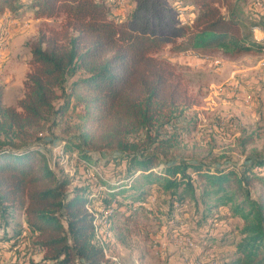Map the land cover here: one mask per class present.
Listing matches in <instances>:
<instances>
[{"label": "trees", "instance_id": "obj_1", "mask_svg": "<svg viewBox=\"0 0 264 264\" xmlns=\"http://www.w3.org/2000/svg\"><path fill=\"white\" fill-rule=\"evenodd\" d=\"M188 2L195 13L190 21L165 0H132L124 16L115 13L114 0H0V14L27 8L37 19L61 20L29 41L22 97L7 106L0 95V256L28 238L41 259L24 264H114L95 241L87 209L96 183L58 175L40 151L45 123L73 118L81 158L93 162L84 149L109 152L107 166L122 164L117 177L103 165L111 183H101L110 191L93 205L114 212L121 205L147 207L154 186L170 195L172 208L188 198L197 208L213 200L206 220L226 209L242 224L228 264H264V158L238 167L167 159L173 139L164 130L198 103L174 65L156 54L166 46L228 59L263 51L240 0ZM127 178L134 183L118 184Z\"/></svg>", "mask_w": 264, "mask_h": 264}, {"label": "rangeland", "instance_id": "obj_2", "mask_svg": "<svg viewBox=\"0 0 264 264\" xmlns=\"http://www.w3.org/2000/svg\"><path fill=\"white\" fill-rule=\"evenodd\" d=\"M165 1L178 6L183 20L192 19L190 13L194 10L188 0ZM252 1L240 0L245 18ZM118 5L115 13L124 16L133 3L124 0ZM245 21L248 26L252 24L248 18ZM60 22V19H37L27 8L16 14L9 11L0 14V95L4 105H14L22 97L23 80L31 57L29 41L37 37L41 29L58 27ZM156 57L174 65L198 103L164 130V137L173 139L168 161L238 167L249 159L264 158V65L260 63L261 54L250 53L237 59H228L218 53L186 56L185 53H174L166 46ZM75 125L73 118H61L56 125L53 121L46 122L40 134V147L47 149L49 145L66 141L70 151L78 150L79 133ZM84 150L91 161L105 164L104 169L111 171L114 177L121 173L122 164L115 160L107 166L109 152ZM80 154L84 155L81 151ZM167 159L162 158L163 162ZM81 170L85 171V168ZM96 174L90 172L93 178ZM192 176L195 179L196 175ZM75 185L82 183L75 181ZM148 189L147 207L132 209L121 205L109 218L103 236L110 256L117 257L123 264H228L235 257L242 227L238 218L226 209H219L212 219L206 220L205 209L213 204V200L199 201L197 208L188 198L182 207L175 205L172 208L170 195L155 186ZM256 194L257 189L253 191V195ZM206 235L221 237L209 243L202 238ZM187 238L193 239L197 247L184 244ZM161 243L166 244L163 253L158 249ZM5 254L0 256V264H24V260L31 257L41 259L40 252L28 238H22L9 255Z\"/></svg>", "mask_w": 264, "mask_h": 264}, {"label": "built area", "instance_id": "obj_3", "mask_svg": "<svg viewBox=\"0 0 264 264\" xmlns=\"http://www.w3.org/2000/svg\"><path fill=\"white\" fill-rule=\"evenodd\" d=\"M114 1H117L119 4L124 2V0ZM248 8L249 12L246 18H248L250 23H252L251 29L253 33V40L263 46L260 63L264 65V0H253L249 3ZM179 15H182L181 12H179ZM3 48H6L5 44H3ZM215 63L220 64L221 62L215 61ZM69 149L68 142L62 141L54 145L47 146V149L41 147L40 151L46 156L50 169L58 175H64L75 179H79L80 177L89 178L96 183L94 191L90 194L87 204L88 211L94 217L95 241L103 248L106 257L114 264H123L117 257L110 256L108 254L103 236L104 228L108 225V219L115 213L113 208H104L92 204L100 198V195L103 192L110 191L108 186L102 184L101 181L111 182L106 179L101 170L103 167L101 165L102 163H96L95 161L88 162L81 158L77 151H70ZM83 167L85 168V171L81 170ZM90 172H95L97 174L93 178L91 177ZM132 182L133 179L128 178L118 181V184L126 183L125 185H131ZM184 242V244L189 247H197L194 241L189 238L185 239ZM165 248V243L159 244L158 246L160 253L165 252Z\"/></svg>", "mask_w": 264, "mask_h": 264}, {"label": "crops", "instance_id": "obj_4", "mask_svg": "<svg viewBox=\"0 0 264 264\" xmlns=\"http://www.w3.org/2000/svg\"><path fill=\"white\" fill-rule=\"evenodd\" d=\"M191 15L194 17V16H195V13H191ZM191 15H190V16H191ZM193 17H190V19L193 18ZM184 20H186V19H184ZM185 54H186V56H191V55H192V56H193V55L195 56V54H192V53H185ZM189 54H190V55H189ZM182 55H183V54H182ZM180 60H181V59H180Z\"/></svg>", "mask_w": 264, "mask_h": 264}]
</instances>
